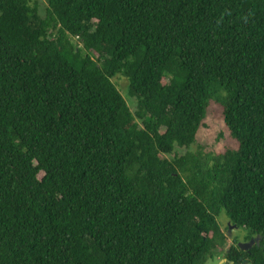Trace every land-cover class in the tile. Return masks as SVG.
I'll use <instances>...</instances> for the list:
<instances>
[{"label":"trees","instance_id":"trees-1","mask_svg":"<svg viewBox=\"0 0 264 264\" xmlns=\"http://www.w3.org/2000/svg\"><path fill=\"white\" fill-rule=\"evenodd\" d=\"M215 255L264 264V0H0V264Z\"/></svg>","mask_w":264,"mask_h":264},{"label":"rangeland","instance_id":"rangeland-1","mask_svg":"<svg viewBox=\"0 0 264 264\" xmlns=\"http://www.w3.org/2000/svg\"><path fill=\"white\" fill-rule=\"evenodd\" d=\"M39 4L40 13L45 16L47 0H35ZM75 43H77L76 39H73ZM113 81L116 83L117 87L125 97L128 105L134 111L136 108V102L133 98H131L128 93V81L126 77L121 75L120 73L115 76ZM228 146H234V141L229 135L227 131L224 121L220 114V109L216 104H211L208 108V112L203 120V123L198 129L196 143H194L190 148H179L176 147V151L179 154H183L186 151H196L199 147H202L204 152H214L218 153L224 150ZM218 221L221 224V228L228 233V219L225 216V213H221L218 217ZM247 231L242 228H232L231 234L229 237V242L232 243L237 241L236 243L244 242L246 240ZM236 239V240H235ZM228 244V243H227ZM222 256V254L220 255ZM219 259V260H218ZM222 258H218V256H214V258L207 260L205 264H220ZM224 262L222 261L221 264Z\"/></svg>","mask_w":264,"mask_h":264},{"label":"water","instance_id":"water-1","mask_svg":"<svg viewBox=\"0 0 264 264\" xmlns=\"http://www.w3.org/2000/svg\"><path fill=\"white\" fill-rule=\"evenodd\" d=\"M233 227H235V225H232L230 222L228 223V236H230V234H231V229L233 228ZM257 241H258V239H257ZM254 243V240H250L249 242H247V243H242V242H240V243H238V245H239V247H241V248H250L251 246H252V244ZM225 262L226 261V259H222L221 261H220V264H221V262ZM245 263V262H244Z\"/></svg>","mask_w":264,"mask_h":264},{"label":"flooded vegetation","instance_id":"flooded-vegetation-1","mask_svg":"<svg viewBox=\"0 0 264 264\" xmlns=\"http://www.w3.org/2000/svg\"><path fill=\"white\" fill-rule=\"evenodd\" d=\"M251 239L254 240V243L257 242V239H256V238H251ZM251 239H249V240H245V241L242 242V243H247V242H249ZM254 243H253V244H254ZM253 244H252V245H253ZM251 247H252V246H251ZM251 247H250V248H251ZM250 248H241V247H240V249H242V250H244V251H248Z\"/></svg>","mask_w":264,"mask_h":264}]
</instances>
